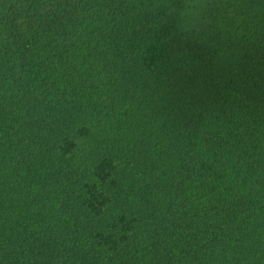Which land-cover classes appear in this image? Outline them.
I'll list each match as a JSON object with an SVG mask.
<instances>
[{
	"label": "trees",
	"instance_id": "1",
	"mask_svg": "<svg viewBox=\"0 0 264 264\" xmlns=\"http://www.w3.org/2000/svg\"><path fill=\"white\" fill-rule=\"evenodd\" d=\"M0 0V264H264V0Z\"/></svg>",
	"mask_w": 264,
	"mask_h": 264
},
{
	"label": "rangeland",
	"instance_id": "2",
	"mask_svg": "<svg viewBox=\"0 0 264 264\" xmlns=\"http://www.w3.org/2000/svg\"><path fill=\"white\" fill-rule=\"evenodd\" d=\"M205 0H191L189 9L186 13L187 24H193L198 18L204 7Z\"/></svg>",
	"mask_w": 264,
	"mask_h": 264
}]
</instances>
